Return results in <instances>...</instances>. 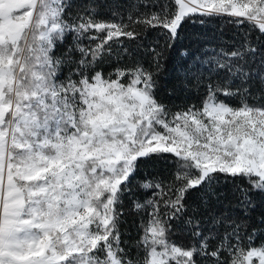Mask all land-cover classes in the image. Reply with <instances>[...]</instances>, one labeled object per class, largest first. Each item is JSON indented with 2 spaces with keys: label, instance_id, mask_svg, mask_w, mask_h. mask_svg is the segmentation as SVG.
<instances>
[{
  "label": "snow or ice",
  "instance_id": "snow-or-ice-1",
  "mask_svg": "<svg viewBox=\"0 0 264 264\" xmlns=\"http://www.w3.org/2000/svg\"><path fill=\"white\" fill-rule=\"evenodd\" d=\"M0 264H264V0H0Z\"/></svg>",
  "mask_w": 264,
  "mask_h": 264
},
{
  "label": "trees",
  "instance_id": "trees-1",
  "mask_svg": "<svg viewBox=\"0 0 264 264\" xmlns=\"http://www.w3.org/2000/svg\"><path fill=\"white\" fill-rule=\"evenodd\" d=\"M103 19H107L108 17L105 15L101 17ZM246 28H237L231 24H226L224 20L216 19L210 23H206L204 25L200 24H189L186 26L185 31L182 33V42L178 43L177 46L172 50L169 55L168 61L166 63V71L161 74L160 78V89L159 96L166 104H181V103H191L199 106L201 97H198L194 93H189L187 100L185 99L184 94H179V98H177L176 94H173L172 89L176 84L177 77V69L181 66L182 63L186 62L185 58L181 56V50L185 47L189 49V51L195 49L198 46H203L208 41H213L216 37L220 36L221 33L225 35L226 38L231 40L233 36L236 37V40H239L241 37L239 33L245 31ZM157 37L156 32H152L149 34L148 40H154ZM199 39H196V38ZM69 40L71 37L68 38ZM203 91V90H201ZM143 172H148L152 174L154 171L152 163H148L145 166H142ZM171 170V165H170ZM137 195H142V193H137ZM125 202V210L130 206L131 200L128 197L124 198ZM126 223L122 225V229L127 230L131 233L132 238H135L136 232L134 231L132 225L133 221L136 220L135 216L129 215L125 217ZM174 240L179 241V236H174Z\"/></svg>",
  "mask_w": 264,
  "mask_h": 264
}]
</instances>
